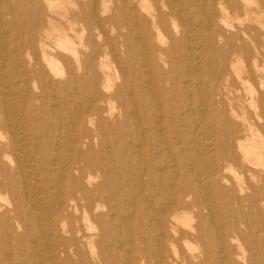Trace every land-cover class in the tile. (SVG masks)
Segmentation results:
<instances>
[{"label":"bare ground","instance_id":"1","mask_svg":"<svg viewBox=\"0 0 264 264\" xmlns=\"http://www.w3.org/2000/svg\"><path fill=\"white\" fill-rule=\"evenodd\" d=\"M0 264H264V0H0Z\"/></svg>","mask_w":264,"mask_h":264}]
</instances>
